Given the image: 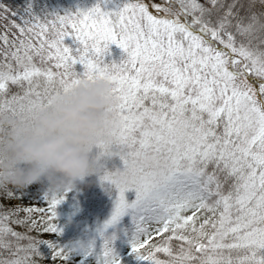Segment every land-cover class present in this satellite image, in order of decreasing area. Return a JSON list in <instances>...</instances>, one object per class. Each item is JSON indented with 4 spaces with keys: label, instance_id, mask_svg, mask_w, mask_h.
Returning <instances> with one entry per match:
<instances>
[{
    "label": "snow or ice",
    "instance_id": "snow-or-ice-1",
    "mask_svg": "<svg viewBox=\"0 0 264 264\" xmlns=\"http://www.w3.org/2000/svg\"><path fill=\"white\" fill-rule=\"evenodd\" d=\"M11 15L0 28V112L25 115L82 79H107L117 156L131 172L99 248L59 243L56 206L69 189H45L41 208L5 204L27 187L0 183V264H122L113 241L125 213L145 264H264V0H92L43 17L29 2ZM111 44L119 60L105 59ZM99 179L110 182L106 166Z\"/></svg>",
    "mask_w": 264,
    "mask_h": 264
},
{
    "label": "clouds",
    "instance_id": "clouds-1",
    "mask_svg": "<svg viewBox=\"0 0 264 264\" xmlns=\"http://www.w3.org/2000/svg\"><path fill=\"white\" fill-rule=\"evenodd\" d=\"M113 84L103 78L82 79L55 94L50 103L25 115L0 112V183L27 187L46 182L47 189H71L92 174L105 170L101 146L117 156ZM146 163L152 162L151 152ZM110 171V186L127 182L128 168Z\"/></svg>",
    "mask_w": 264,
    "mask_h": 264
},
{
    "label": "rangeland",
    "instance_id": "rangeland-1",
    "mask_svg": "<svg viewBox=\"0 0 264 264\" xmlns=\"http://www.w3.org/2000/svg\"><path fill=\"white\" fill-rule=\"evenodd\" d=\"M31 3L32 11L38 16H45L47 14H51L53 12H59L63 14L67 10H74L78 6H86L89 5L86 0H0V4H3L10 8V12L8 14L7 19H0V28L3 25L8 24L11 19H18V17H13L11 12H23L26 3ZM92 3V1H91ZM2 11V9H0ZM17 30L12 27L10 28V33H16ZM18 34V33H17ZM122 55V50L116 45L111 44L109 46V51L105 56L107 61L111 60H119ZM104 164L109 170H115L116 168H123V162L119 158V156H112L104 158ZM47 189L46 182H35L29 186H27L25 195L20 199L13 200H4L5 204H22V205H34L36 207H45V203L43 200V191ZM117 194V189L114 186H110L107 181L101 182L99 176L96 174H92L90 176L85 177L82 181L78 182L75 187L69 189L64 194V199L60 201V203L56 206V220L58 225L62 228V231L59 233L57 239L60 244H66L67 233L66 229H68L66 221H64L65 214H67L70 210V207L77 206H88L85 208L87 211V218L85 222L88 223L89 216L91 215V208H95L96 212L100 210V207H103V211L107 212V215H103L98 221V223H102L105 219L109 218L110 213L112 212L114 206V200ZM126 198L132 197L135 198V190L128 189L125 193ZM88 198L84 201V198ZM87 202V203H85ZM90 214V215H89ZM21 216L24 213H20ZM43 215V213H33L34 217H39ZM96 219V216L94 217ZM92 219V222L94 221ZM67 219V218H66ZM76 221L75 225L79 226L80 221ZM96 222V221H95ZM94 222V223H95ZM13 227L17 228V230L25 231L23 227L13 225ZM31 235H37V233L32 232ZM43 236L45 238H49L52 236L51 233H44ZM122 263L126 262L125 259H122ZM94 264V263H91Z\"/></svg>",
    "mask_w": 264,
    "mask_h": 264
},
{
    "label": "trees",
    "instance_id": "trees-1",
    "mask_svg": "<svg viewBox=\"0 0 264 264\" xmlns=\"http://www.w3.org/2000/svg\"><path fill=\"white\" fill-rule=\"evenodd\" d=\"M88 4H91L92 0H86ZM88 198H84V201ZM129 201H131L133 198L128 197ZM87 203V202H85ZM85 208H88V206H77V207H70V210L67 214H65L64 221L65 224H67L68 229H66L67 238H66V244L65 245H72L77 242H81L84 244H88L89 242H92L96 248H99L100 244L102 243V238L98 232V229L103 226L104 220L102 223H98L97 221L103 216L107 215L106 211H103V207H100V210L96 212V209L93 207L91 208V215L89 216L88 223L85 222V219L87 218V211ZM111 215V213H110ZM96 216V219L94 218ZM82 217V220L80 221L79 226H76V221H79ZM67 218V219H66ZM94 218V221L92 222V219ZM108 219V218H107ZM96 221V222H95ZM95 222V223H94ZM118 228L122 229L118 232L117 238L113 241V247L117 254L120 256L121 262L122 259H125L128 263L127 264H145L144 261H141L136 258L135 254L131 251V245L128 242V235L123 231L124 229L128 230L130 232L132 228L131 224V217L129 214L125 213L124 216L120 218V221L118 222ZM113 229L110 226L107 231L111 232ZM88 260L91 263L95 264V261L92 257H88ZM41 264H64V261L61 259H57L53 261L50 257L47 259H44ZM122 264H126V262H123Z\"/></svg>",
    "mask_w": 264,
    "mask_h": 264
}]
</instances>
